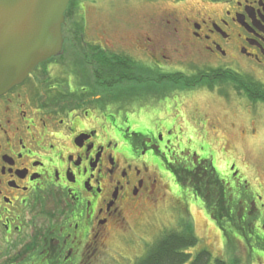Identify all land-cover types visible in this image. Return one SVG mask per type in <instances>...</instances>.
I'll use <instances>...</instances> for the list:
<instances>
[{"label": "flooded vegetation", "instance_id": "af4514ba", "mask_svg": "<svg viewBox=\"0 0 264 264\" xmlns=\"http://www.w3.org/2000/svg\"><path fill=\"white\" fill-rule=\"evenodd\" d=\"M72 2L61 54L0 97V264H103L111 230L163 204L166 172L182 163L176 134L195 120L190 135L232 161L223 180L213 168L240 202L236 215L255 217L251 233L233 229L246 240L256 231L264 252V0H150L149 32L122 38L72 28L86 25ZM81 30L78 49L69 40ZM117 55L135 64L127 92ZM223 123L232 137L215 138ZM229 138L256 145L259 175Z\"/></svg>", "mask_w": 264, "mask_h": 264}, {"label": "rangeland", "instance_id": "374dc122", "mask_svg": "<svg viewBox=\"0 0 264 264\" xmlns=\"http://www.w3.org/2000/svg\"><path fill=\"white\" fill-rule=\"evenodd\" d=\"M147 1L150 0H74L71 5L72 10H76L79 15L85 17L86 25L83 19H80L79 22L75 20L70 22V24L72 23V28L78 26L79 29H83L86 26V32L90 35L95 32L101 33L105 30V33L118 36L119 38L133 35L137 29L142 27H145V31L149 32L150 27L144 22L143 17L147 14V11L149 13L156 12V9H159L157 7L159 3H149ZM157 31L159 32V29ZM81 32L82 30L78 32V37L69 40L71 44H77L78 49L82 48L79 40ZM127 47L123 46V48ZM125 77L126 75L123 76V79ZM127 84L125 83L118 91H125L123 89L126 88ZM195 99L201 100L203 108H208L206 111L209 113L216 111L221 114L217 107H214L213 101L209 97H196ZM169 100H173L172 97ZM231 119L232 117H230L229 121ZM196 122L197 120L194 122L189 121L188 126L183 125V134H179V129L177 130L176 136L179 139L180 147L177 146V157L175 159L179 162L187 163L191 167L195 165L194 158H198L197 161L208 160L213 164L223 180V178L228 177L227 173L232 161L223 156V152H221L217 143H214L215 145H207L203 138L198 139L196 135H190L196 132V128L190 131L196 125ZM241 125H237V127ZM228 126L225 123L220 125L215 138L232 137L229 133H226L227 135L222 133V130H228ZM135 131L137 133L140 132V130ZM219 144L223 145L222 142ZM230 144L239 153L252 152L248 158L250 164H253L255 168V174L259 175L258 170L261 166V160L256 157V145L245 144L237 138L232 141L229 138L227 145ZM252 174L254 175L253 171ZM253 175H250V173L246 175L250 184L248 191L256 194V178ZM166 176L169 185L165 188L169 192L171 187V193L173 192L172 195L177 199L166 192L167 195L163 198V204H160L158 208L151 207L146 209L142 218L130 216L126 228L120 227L111 230L109 237L105 239V250L102 257L103 264H135L136 259L145 256L147 250L161 236H164L167 232L178 231L182 228L180 224L183 217L182 214H186V218L194 224L195 232L199 239V244L195 248L188 250L193 257L198 252L206 250L211 253L213 261L222 259L226 262H239V264H264V252L258 247L256 231L248 234L246 240L244 236H241V232L229 229V236L227 237L218 224L209 216L203 201L196 197L189 188L180 186L170 173L166 172Z\"/></svg>", "mask_w": 264, "mask_h": 264}, {"label": "trees", "instance_id": "16d2710c", "mask_svg": "<svg viewBox=\"0 0 264 264\" xmlns=\"http://www.w3.org/2000/svg\"><path fill=\"white\" fill-rule=\"evenodd\" d=\"M114 59L118 60V68L121 70L119 82L120 87H122L127 83L123 76H129L124 74L127 70L126 67L135 64L124 55L114 56ZM174 76L178 75H172V77ZM168 78H171L170 75ZM187 82L190 83V79ZM129 85L127 84L123 90L127 92ZM248 89L251 90L249 87ZM170 172L180 186L189 188L196 197L203 201L209 216L218 224L227 237L229 236L228 230L233 229L234 226L240 231H245L246 234L247 230H249L248 233H251L254 228L252 224L256 222L255 217L248 224H245L236 215L240 202L233 198L234 196H232L229 188L216 174L211 162L202 161L194 167L178 163L170 168ZM180 224L181 229L167 232L164 236H161L147 250L145 256L136 259L135 264H239V262H226L222 259L213 261L211 253L206 250L198 252L193 257L188 250L199 244L194 224L184 217L181 218Z\"/></svg>", "mask_w": 264, "mask_h": 264}, {"label": "water", "instance_id": "95a60500", "mask_svg": "<svg viewBox=\"0 0 264 264\" xmlns=\"http://www.w3.org/2000/svg\"><path fill=\"white\" fill-rule=\"evenodd\" d=\"M71 0H0V97L62 52Z\"/></svg>", "mask_w": 264, "mask_h": 264}]
</instances>
